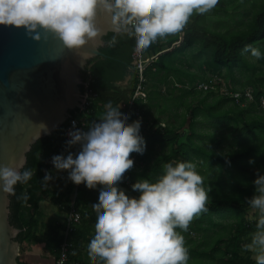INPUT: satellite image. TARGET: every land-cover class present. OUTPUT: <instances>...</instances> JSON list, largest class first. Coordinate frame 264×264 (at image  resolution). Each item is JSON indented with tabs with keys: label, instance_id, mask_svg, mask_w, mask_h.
Returning <instances> with one entry per match:
<instances>
[{
	"label": "trees",
	"instance_id": "1",
	"mask_svg": "<svg viewBox=\"0 0 264 264\" xmlns=\"http://www.w3.org/2000/svg\"><path fill=\"white\" fill-rule=\"evenodd\" d=\"M219 2L207 14L194 13L192 23L179 33L178 40L161 43L158 38L145 51L144 56H153L166 45L180 43L147 66L142 74L146 96L138 98L135 105L142 118L140 135L146 148L143 154L130 155L134 166L124 174L119 186L127 188L124 192L129 197L138 198L140 193L132 188L138 180L154 183L163 174V164L192 162L204 177L209 199L208 211L195 218L187 232H181L184 237H190V233L199 236L194 240L187 238L188 264H255L254 253L243 251L242 246L251 242L256 231L257 218L247 216L251 208L247 199L256 194L253 181L257 172L264 175V58L257 59L244 49L251 46L264 54V0ZM216 23L222 27H212ZM114 37L116 43L111 45ZM105 41L106 46L101 49L104 56L91 60L83 74L89 87L83 86L82 91L91 92L90 105L82 112H72L66 124L33 146L23 169L31 170L33 175L27 182L17 183L10 196V221L21 230L17 238L21 244L19 264H57L66 240V215L72 207L82 218L72 225L64 264H93L88 256L96 223L91 206L98 203L102 186L89 189L83 183L74 184L68 171L61 176L51 171L55 169L54 155L67 157L72 153L75 158L78 154L67 144V129L74 118L86 117L90 126L99 122L108 103L113 107L125 103L128 107L140 84L141 74L134 66L135 38L109 33ZM191 50L199 54L195 57L198 61L195 74L175 65L178 55ZM130 72L131 82L122 87L119 83ZM163 73L168 81L163 83L166 86L163 98L168 101L163 102L164 106L158 105L168 116L164 126L159 117L152 123L148 121L151 108L144 105L148 100L147 77H160ZM204 83L209 88L199 89ZM248 91L252 100L245 96ZM233 93L242 94L239 101ZM120 111L123 112L122 107ZM136 120V113H132L128 123ZM165 146L169 149L161 154ZM224 146L226 151L222 150ZM46 174L51 177L47 182ZM57 180L67 185L66 191L53 187ZM45 202L65 212L63 222L44 221ZM35 255L39 256L34 258Z\"/></svg>",
	"mask_w": 264,
	"mask_h": 264
},
{
	"label": "clouds",
	"instance_id": "2",
	"mask_svg": "<svg viewBox=\"0 0 264 264\" xmlns=\"http://www.w3.org/2000/svg\"><path fill=\"white\" fill-rule=\"evenodd\" d=\"M218 3L219 0H0V26L23 28L37 42L52 35L78 55L101 39L103 31L97 17L104 13L111 18L117 34L135 38L136 51L142 53L158 38L181 33L194 13L207 14ZM109 43L114 45L115 37ZM244 51L257 59L264 58L258 48L246 46ZM120 107L108 103L105 114L88 131L69 133L67 144L81 146L75 158L72 153L52 157L54 168L68 171L74 184L83 183L89 189L102 186L98 203L91 206L96 223L88 256L93 264H188L189 250L181 232H187L191 222L208 211L204 177L192 162L165 163L156 182L142 179L132 185L140 193L138 198L126 195L117 185L134 166L130 155L143 154L146 144L140 135L141 121L126 123L128 116ZM39 127L47 130L44 123ZM23 164L22 159L15 166H0L2 191L14 194L17 183L31 179V170H20ZM50 179L46 174L45 182ZM253 185L256 194L247 203L259 216L251 242L242 250L255 254V264H264V175L257 172Z\"/></svg>",
	"mask_w": 264,
	"mask_h": 264
},
{
	"label": "water",
	"instance_id": "3",
	"mask_svg": "<svg viewBox=\"0 0 264 264\" xmlns=\"http://www.w3.org/2000/svg\"><path fill=\"white\" fill-rule=\"evenodd\" d=\"M97 23L101 39L78 55L52 35L37 42L23 28L0 26V166H15L23 159L22 171L33 146L83 108V74L91 60L104 56L106 36L117 34L104 13L98 14ZM10 196L0 189V264H19L21 230L10 221Z\"/></svg>",
	"mask_w": 264,
	"mask_h": 264
},
{
	"label": "crops",
	"instance_id": "4",
	"mask_svg": "<svg viewBox=\"0 0 264 264\" xmlns=\"http://www.w3.org/2000/svg\"><path fill=\"white\" fill-rule=\"evenodd\" d=\"M190 23H192V19H190L188 24H190ZM179 35H180L179 33L169 35L167 38L161 39L160 42L165 43V42L170 41V40H178L177 38L179 37ZM176 43H178V42H175L172 47H169L167 45L164 46L162 51L159 52L157 55H153V56L149 55L150 57L147 55L148 59H152L153 60L152 62H154L162 54H165L167 52H172L173 50H175L177 47L180 46V43H178V44H176ZM197 55H199L197 50L196 51L191 50L189 52H185L183 54H180V55H178V57L175 58V65L177 67L181 68L182 70L184 69L187 72L189 71L190 74H195L198 71L197 70L198 69V61L196 59V58H198ZM168 60H170V58H168ZM169 64H171V63H169ZM132 74L133 73L130 72V74L127 76V78L119 84H121L122 87L127 86L132 80ZM153 74H155L154 71H153ZM164 74L165 73L161 74L160 77H158L156 75H152L150 77H147V79H148V83H147L148 84L147 85L148 100H145L146 104H144L146 106L148 105V108H151V111H150L149 117H148V121L152 123V121L156 120L159 117V118H162V121H163L162 125L163 126L165 125L164 122H166L165 119L168 117L166 113H164L162 110H160V105L164 106L165 104L163 102L168 101V100H166V98H163V94H165V92H166V86L163 83L165 81L168 84V81L165 79L166 75H164ZM158 104H160V105H158ZM84 119H87V118L85 117ZM87 120L89 121V119H87ZM51 173L55 176H61L63 174V171H58L56 169H53L51 171ZM119 184H120V182L117 185L119 189H121L123 191H125L127 189L125 187L119 186ZM132 197L136 198L135 195H132Z\"/></svg>",
	"mask_w": 264,
	"mask_h": 264
},
{
	"label": "built area",
	"instance_id": "5",
	"mask_svg": "<svg viewBox=\"0 0 264 264\" xmlns=\"http://www.w3.org/2000/svg\"><path fill=\"white\" fill-rule=\"evenodd\" d=\"M144 52L142 53H138L136 51V47H135V52H134V65H136V70L141 74V78H140V84L136 87V91H135V94L133 96V99L130 101L128 107L127 105L124 103L122 104V109H123V114H126L128 116V119L129 117L131 116L132 113H136V116L138 117V120H142L141 116H140V112L139 110L136 108V101L138 98L140 97H145V93L143 92L144 91V88H143V81H144V78H143V72L145 70V68L147 66H149L151 63H152V59H148L146 58V56H144ZM84 87L88 88L89 87V81H86L85 80V85ZM199 89H204V90H207L209 88V85L207 84H200ZM225 89L222 90V92H224ZM85 101L83 103V108L80 109V111H84L89 105H90V97L92 96L91 95V92L90 91H86L85 93ZM232 96L234 98H236L238 101L239 99L242 97V94L241 93H233ZM245 96L247 98H249L250 100H252L253 96L251 94V92H247L245 94ZM262 106L264 107V99H262ZM126 123H128V120L126 121ZM129 124V123H128ZM89 127H90V123L87 119H82V120H79V119H76L74 118L71 122H70V125L67 129V139H71L69 133L72 132V131H75L77 129L81 130V131H88L89 130ZM73 148H74V152L75 153H78L80 150H81V146L79 144L77 145H73ZM66 218L68 220V225H67V229L65 230L64 234L66 235V240H65V243L63 245V252L61 254V258L58 260L57 264H64L65 261H67V250H68V247L69 246V235L70 233L72 232L73 230V226L72 225H75L76 223H78L80 220H81V215L80 213H78L76 211V209L74 207L70 208V211L68 212V214L66 215Z\"/></svg>",
	"mask_w": 264,
	"mask_h": 264
},
{
	"label": "rangeland",
	"instance_id": "6",
	"mask_svg": "<svg viewBox=\"0 0 264 264\" xmlns=\"http://www.w3.org/2000/svg\"><path fill=\"white\" fill-rule=\"evenodd\" d=\"M212 27H218V29H219V28L222 27V25H219L218 23H216V24L212 25ZM239 78H240V77H239ZM207 130H208V128H207ZM227 132H228V131H226V133H227ZM158 149H160V147H159ZM168 149H169V148H168L167 146H165L163 150H160V153L163 154V153H165L166 151H168ZM222 150H223V151H226V150H227L226 146H224V147L222 148ZM53 187L56 188L57 190L61 191V192H64V191L67 190V185L64 184L63 182L59 181V180H57V181L53 184ZM42 207H43V210H44V213H45L44 221H48V222H50V221H53V220H54V221H55V220H58V221L63 222L64 217H65V212H64V211H63V212L59 211L58 208L54 207V206H53L52 204H50L49 202H45V203H43ZM247 216H248V218H250V219H256V218H258L259 213H258L257 210H254V209L250 208V209H248V211H247ZM224 222L227 223L228 220H227V221H224ZM217 230H219V228H218ZM187 238H191V239L196 238V239H197V238H199V236H198V234H196V233H195V234L190 233V237H188V236L184 237L185 242L187 241ZM193 240H194V239H193ZM254 255H255V254H254ZM38 256H39V255H35L34 258H36V257H38ZM35 261H36V260H35Z\"/></svg>",
	"mask_w": 264,
	"mask_h": 264
}]
</instances>
